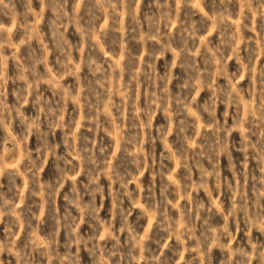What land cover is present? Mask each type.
<instances>
[{
	"label": "clouds",
	"instance_id": "1",
	"mask_svg": "<svg viewBox=\"0 0 264 264\" xmlns=\"http://www.w3.org/2000/svg\"><path fill=\"white\" fill-rule=\"evenodd\" d=\"M0 264H264V0H0Z\"/></svg>",
	"mask_w": 264,
	"mask_h": 264
}]
</instances>
